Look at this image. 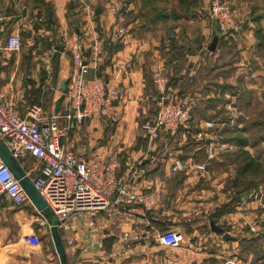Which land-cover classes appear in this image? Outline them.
Returning <instances> with one entry per match:
<instances>
[{
    "label": "crops",
    "instance_id": "1",
    "mask_svg": "<svg viewBox=\"0 0 264 264\" xmlns=\"http://www.w3.org/2000/svg\"><path fill=\"white\" fill-rule=\"evenodd\" d=\"M125 1L131 10L122 18L112 16L103 2L94 8H101L100 15L89 16L80 0H0L3 102L21 117L32 105L54 114L56 97L43 93L60 90L68 78L70 62L63 45L76 33L86 60L96 62L91 75L124 88L125 97L113 102V121L87 119L68 131L62 146L72 151L67 137L78 130L72 140L78 155L72 152L86 163L100 160L112 166L114 184L128 179L141 162L144 174L137 177V188L156 197L146 212L152 235L171 230L184 237L178 249H168L155 238L123 240L124 233L136 228L138 216L133 223L118 225L115 216L102 213L92 228L81 216L70 221L73 229L59 230L67 254L77 251L81 264H162L166 258L173 264H264V245L252 254L240 248V243L264 235V180L259 174L236 175V159L244 152L264 167V135L255 124L264 121V0H231L240 30L223 36L212 23L196 18V6L192 14L151 24L140 10L149 0ZM119 25L126 29L124 43L116 50L106 48L102 38ZM13 34L22 46L11 53L5 46ZM215 36L216 49L209 52ZM37 52L44 55L46 66L34 64ZM50 59L56 61L54 67ZM156 72L167 78L170 93L196 95L198 101L188 129L160 132L150 141L140 126L153 119L157 108ZM251 131L258 133L257 141L251 140ZM234 138L246 143L230 142ZM210 145L222 149L212 160L206 156ZM175 160L184 163L183 171H170ZM18 163L30 178L36 175L30 172L32 159ZM197 165L205 169L196 170ZM212 220L235 240L226 242L213 233ZM30 230L43 238L49 229L31 203L15 206L0 195V264H59L50 244L32 249L22 242ZM68 239H73L72 247Z\"/></svg>",
    "mask_w": 264,
    "mask_h": 264
},
{
    "label": "built area",
    "instance_id": "2",
    "mask_svg": "<svg viewBox=\"0 0 264 264\" xmlns=\"http://www.w3.org/2000/svg\"><path fill=\"white\" fill-rule=\"evenodd\" d=\"M89 16H93L94 8L99 2L108 6L112 16L125 17L130 12V4L125 0H80ZM208 15L214 22L218 34H228L240 30V20L229 0H210ZM126 29L123 25L110 30L102 38L106 48L116 50L124 43ZM22 43L20 37L13 34L8 37L5 50L18 52ZM69 56L70 70L62 106L57 114L46 115L38 105L30 106L24 117L9 108L0 95V142L8 149L17 161L30 158L33 166L30 172H36L30 179L36 192L43 199L48 210L60 223L59 230H71L70 221L77 217L87 218L92 228L102 213L116 217L117 224L134 222L135 229L122 235L123 240L142 241L155 238L168 248L178 249L184 241L183 235L175 231H165L152 235L150 220L146 212L153 207L156 197L140 192L137 188V177L144 174L141 162L137 163L128 179L114 184L112 166L97 160L81 161L72 151L65 150L61 142L68 131L82 126L87 119L103 118L114 120L113 102L125 97V89L111 87L97 75L94 60H86L81 39L71 33L63 45ZM157 90V108L151 121L141 126L145 136L153 141L160 132L176 133L189 128L191 113L195 108L198 96L175 95L168 91V80L159 72L153 75ZM211 129V123H205ZM221 147L210 145L206 149L208 160H212ZM185 165L175 160L170 171L181 172ZM203 171V165L195 166ZM26 173V172H25ZM0 195H3L15 206L29 202L19 180L0 159ZM30 203V202H29ZM138 210H141L139 213ZM251 232H255L252 227ZM22 242L32 249L41 248V241L36 232L30 230L22 236ZM73 239H68L69 247ZM67 254V252H66ZM74 260L73 264H81L77 251L67 254ZM166 258L162 264H173Z\"/></svg>",
    "mask_w": 264,
    "mask_h": 264
},
{
    "label": "water",
    "instance_id": "3",
    "mask_svg": "<svg viewBox=\"0 0 264 264\" xmlns=\"http://www.w3.org/2000/svg\"><path fill=\"white\" fill-rule=\"evenodd\" d=\"M94 13L96 16L100 15L101 8L99 7L96 8ZM217 42H218V37L216 36L213 37L207 50L209 52H214L217 46ZM67 83H68V79H65L60 84L61 96L55 102L54 114H57L60 110L61 104L64 99V93H65ZM0 159L13 173L14 177L17 180H19L29 202L31 203L35 211L46 221L48 229H49L50 237L53 243V247L55 250V254L59 260V264H68L66 250L64 248L63 241H62V238L59 232L60 223L55 218V216L48 210L45 202L36 192L34 186L32 185L25 171L22 169L20 164L12 157V155L10 154V152L8 151V149L5 147V145L2 142H0ZM209 227L213 233L221 235L222 240L226 242L235 240L234 237L230 236L227 232L224 231L223 228L216 225L215 222L210 221ZM226 264H234V263L227 262Z\"/></svg>",
    "mask_w": 264,
    "mask_h": 264
},
{
    "label": "rangeland",
    "instance_id": "4",
    "mask_svg": "<svg viewBox=\"0 0 264 264\" xmlns=\"http://www.w3.org/2000/svg\"><path fill=\"white\" fill-rule=\"evenodd\" d=\"M178 1L179 0H149V1H147L148 3L144 4L143 5L144 7L142 9H140V10H145V12H146L145 13V16H146V14L150 13V11L152 9H154L158 13L164 10L165 12H167V14H173V13L176 14V12L177 13L180 12L179 2ZM190 1L191 0H187V1L185 0V3L186 4H189ZM194 1H195L194 3L197 4L196 7L198 9L197 10V17L196 18H198V20H203L205 22V24H207V25L209 24V22L212 23L213 24V27L215 28L214 22L211 21V19L209 18V15H208V8H209L210 0H194ZM229 1L231 3V0H229ZM238 18H240V17H238ZM36 56H37V58H36V61H35L34 64L39 65V66H42V67L46 66V64L44 63V59L45 58H43L44 55L42 54V52H37L36 53ZM55 64H56V61L54 59H50V66L51 67L52 66L54 67ZM43 94L46 95V96H49L50 94H52L54 96V98L56 97V101H57V99L61 95V92H60V90H56L55 89V90L49 91V92L48 91H44ZM141 126H140V128H141ZM247 129H250L251 130L252 128H250L248 126ZM77 132H78V130H73L72 132H70L69 135H68V137H67V141H66V146L69 149H71L74 153L76 152V143H75V141H72V140H73V137L77 134ZM257 132L260 133V134L264 133V122L262 124L261 129H257ZM258 133H256V131H254V132L251 131V134L253 136V138L251 139L252 141L257 140V137L256 136H257ZM75 154L78 155L77 153H75ZM222 160L225 161V162H227V163H229V164L232 162V158H229V159L223 158ZM261 172H262L261 173L262 174L261 177L262 176L264 177V167L261 168ZM37 228H38V226H37ZM37 236H38L39 240L41 241V247H44L46 245L48 246V244H50L51 245V248H53V250H54L53 244L51 243V238H50L49 230H47L45 232V234L43 235V238L44 239L41 238L38 235V233H37ZM240 261H243V260L240 259Z\"/></svg>",
    "mask_w": 264,
    "mask_h": 264
},
{
    "label": "trees",
    "instance_id": "5",
    "mask_svg": "<svg viewBox=\"0 0 264 264\" xmlns=\"http://www.w3.org/2000/svg\"><path fill=\"white\" fill-rule=\"evenodd\" d=\"M178 2H179V8H180V12L179 13L176 12V14L175 13L167 14V12H165L164 10L158 13L157 11L152 9L150 11V13L146 14L147 22L151 23V24H154V23H157V22H162V21H164L166 19H169V18L178 19L179 15H181V14L188 15V14H192V13L195 12L194 8H195V6H197V4L194 3L195 2L194 0H191L189 2V4H186L185 0H179ZM146 3H148V2L144 1V4H146ZM218 35L223 36L224 34L223 35L218 34ZM169 85H170V83H169ZM154 88L156 90L155 84H154ZM157 95H158V93H157V90H156L155 93L153 94V96H154L153 98L155 100L157 98ZM155 104H156V102H155ZM193 112H194V110L191 113V118H192V115L194 114ZM190 122H191V119H190ZM263 122L264 121H261L260 123H255V124L259 125L260 129H261ZM261 135H264V133H262ZM230 142L237 143L238 145H244L243 143H246V140L245 139L241 140L239 138H234V139L230 140ZM236 161H238V164H237V167H236V175H237V177L246 176L247 174H251V175H254V177H256L259 174L260 180H262V181L264 180V177L263 176L261 177V175H262L261 174L262 173L261 172V166L259 164L255 163L249 157L248 153H246V152L241 153V155L236 159ZM212 221L215 222V220H212ZM263 243H264V235L261 236L260 238L249 240V241H244V242L240 243V248H241V251L243 253L252 254V253H256V250H255L256 247L259 246V245H264ZM63 245H64V248H65V244L64 243H63ZM68 264H70L69 260H68Z\"/></svg>",
    "mask_w": 264,
    "mask_h": 264
}]
</instances>
